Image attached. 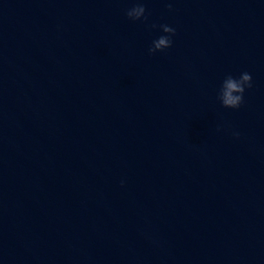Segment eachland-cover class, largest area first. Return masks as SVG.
<instances>
[{"label":"clouds","instance_id":"9594fccd","mask_svg":"<svg viewBox=\"0 0 264 264\" xmlns=\"http://www.w3.org/2000/svg\"><path fill=\"white\" fill-rule=\"evenodd\" d=\"M168 8L169 11L172 10L171 4L168 5ZM146 11L144 4L138 0L133 7L126 10L125 15L132 21H147ZM151 27L156 28L157 25L153 24ZM159 28L166 35H161L152 41L151 46L148 48L150 55L163 52L172 47V37L176 34L175 28L166 24L159 25ZM252 86V75L250 73L242 72L238 78L229 74L223 79L217 98L224 108L239 109L244 103L246 89H250ZM234 135L239 137V133H234Z\"/></svg>","mask_w":264,"mask_h":264}]
</instances>
